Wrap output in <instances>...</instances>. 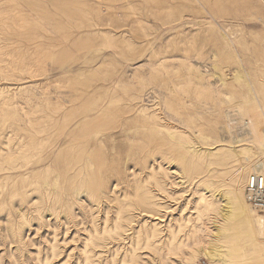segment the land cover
<instances>
[{"label":"rangeland","instance_id":"rangeland-1","mask_svg":"<svg viewBox=\"0 0 264 264\" xmlns=\"http://www.w3.org/2000/svg\"><path fill=\"white\" fill-rule=\"evenodd\" d=\"M260 85L264 0H0V264H264Z\"/></svg>","mask_w":264,"mask_h":264},{"label":"bare ground","instance_id":"bare-ground-1","mask_svg":"<svg viewBox=\"0 0 264 264\" xmlns=\"http://www.w3.org/2000/svg\"><path fill=\"white\" fill-rule=\"evenodd\" d=\"M263 89H264V86H262V85H260ZM262 88H261V90H262ZM263 94V93H262ZM263 104V103H262ZM242 105V104H241ZM240 106V105H239ZM256 107V106H255ZM259 107H261V106H259ZM242 108V107H241ZM240 108V109H241ZM262 108H264V106L262 107ZM243 109V108H242ZM261 109V108H260ZM245 110V113L244 114H246L247 115V117L248 118H250V120L249 121H247V123L245 122V124L247 125H249L248 127L251 129V134H253V139L252 140H254L253 142H255V143H257L259 146H260V148H261V150H262V153L264 154V135L262 134V132L258 129V121H257V118H261L260 117V113L263 115V113L262 112H260L258 109H255V110H250L249 112H248V110H246V109H244ZM246 111H247V113H246ZM262 111V110H261ZM241 112H242V110H241ZM260 120V119H259ZM262 121V120H261ZM249 122V123H248ZM244 124V123H243ZM245 124H244V126H245ZM250 131V130H249ZM238 133V132H237ZM248 134V133H247ZM253 158V157H252ZM252 158H250V159H252ZM256 159V158H255ZM257 160V159H256ZM251 165V164H250ZM259 165H261V166H264V158L263 159H259L257 162H256V164L254 163V165H253V167L251 168V171H250V174L254 171V169H256L257 168V166H259ZM245 172H247L246 170H244ZM245 174V173H244ZM234 179V178H233ZM248 180H249V176L247 177V179H246V194H247V199H248ZM239 186V185H238ZM239 191H237L236 190V194L237 195H239ZM249 200V199H248ZM250 202V201H249ZM250 204H251V202H250ZM252 205V207H253V213H254V220H255V224L259 227V229L258 230H260L261 231V233L264 235V210H260V209H257L253 204H251ZM260 212H263L262 214H261V212H260V214H258V211Z\"/></svg>","mask_w":264,"mask_h":264},{"label":"built area","instance_id":"built-area-1","mask_svg":"<svg viewBox=\"0 0 264 264\" xmlns=\"http://www.w3.org/2000/svg\"><path fill=\"white\" fill-rule=\"evenodd\" d=\"M248 199L257 209L264 210V166H257L249 174Z\"/></svg>","mask_w":264,"mask_h":264}]
</instances>
